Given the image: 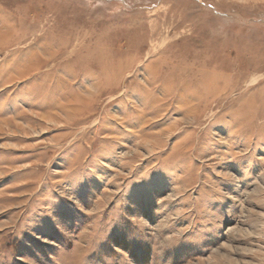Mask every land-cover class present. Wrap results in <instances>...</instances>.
Listing matches in <instances>:
<instances>
[{
    "label": "rangeland",
    "instance_id": "1",
    "mask_svg": "<svg viewBox=\"0 0 264 264\" xmlns=\"http://www.w3.org/2000/svg\"><path fill=\"white\" fill-rule=\"evenodd\" d=\"M0 264H264V0H0Z\"/></svg>",
    "mask_w": 264,
    "mask_h": 264
}]
</instances>
